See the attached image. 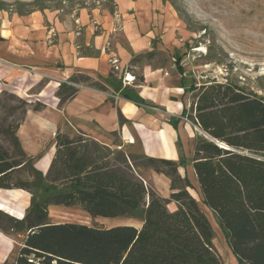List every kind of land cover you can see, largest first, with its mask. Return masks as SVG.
I'll return each mask as SVG.
<instances>
[{
    "label": "trees",
    "instance_id": "obj_1",
    "mask_svg": "<svg viewBox=\"0 0 264 264\" xmlns=\"http://www.w3.org/2000/svg\"><path fill=\"white\" fill-rule=\"evenodd\" d=\"M180 58L174 64L185 82ZM77 78L71 76L59 84L54 93L59 106L76 94ZM82 80L104 89L88 76ZM182 87L190 93L188 107L184 104L180 117H171L169 123L176 129L185 116L201 132L194 141L191 165L202 202L216 214L238 261L264 264V95L227 78L207 77L200 83L193 78L190 86ZM1 95L0 107L14 119L1 120L0 188H21L31 194L23 217L0 209V231L22 235L11 264H223L213 247L211 224L188 191L187 179L178 172L184 164L180 152L177 161L141 156L143 166L169 178L168 199L143 184L133 170L139 166L136 157L93 142L96 152L106 150L115 156L111 161L104 154H93L86 141L59 133L47 174L31 167V181L14 183V173L32 160L24 159L17 129L27 109L41 110L45 104L8 91ZM123 95L130 98L126 92ZM11 100L18 105H10ZM64 179L70 180L67 189L53 187ZM168 201L176 204L175 209L167 207ZM50 204H79L91 216L134 217L142 223L140 227L52 223Z\"/></svg>",
    "mask_w": 264,
    "mask_h": 264
},
{
    "label": "rangeland",
    "instance_id": "obj_2",
    "mask_svg": "<svg viewBox=\"0 0 264 264\" xmlns=\"http://www.w3.org/2000/svg\"><path fill=\"white\" fill-rule=\"evenodd\" d=\"M127 3L135 5L133 6L134 8L129 9V6H126ZM35 11L48 14L54 13L61 20H71L79 11H86L91 16L94 14L105 15L108 20H111L110 23L112 22L111 34L107 36L104 43V48L108 52L113 51L118 44L127 46L122 29L130 26L128 24V22H132L130 14L131 12H136L139 19L138 21H133L131 27L138 32L142 39H145L143 34L148 33L147 35L151 36V49L140 52L132 58L138 59V67L133 69L136 75H141L142 66L145 64H151V67L162 66L167 70H175L174 59L180 56V62L185 71L186 86H190L193 78L198 83L206 80L207 77H215L223 81L227 78L254 90L258 94L264 95V0H0V28L3 24L9 26V21L12 17L28 15ZM143 13H147V15L141 16ZM129 19L130 21L127 22ZM95 26L97 32L100 29H104L98 24H95ZM109 63L115 76H119L120 66L118 58L110 56ZM130 65L127 66L128 69H130ZM38 76L35 73L26 72V74L22 75V84L15 77L14 79L16 80L9 81V85L1 88V99H3L2 91H8L32 103L37 101L49 103L50 97L42 98L40 101L33 95L29 96L28 94L29 92L37 93L45 86L47 77L42 76L36 81L35 77ZM77 76L78 83L89 85L88 82L82 80L85 77L84 75ZM0 79L2 80V78ZM123 79L124 77H122ZM90 81L95 82L91 79ZM78 83H74L77 88ZM26 86H30V88L27 89ZM180 93H182L181 90L179 94H173L172 98L178 100ZM189 94V92L185 91L182 94L183 106L189 102ZM9 104L18 105V102L11 100ZM18 113L17 111L16 114ZM6 116H8V119H14V116L8 115V111H4L0 107V126L4 123L1 120ZM184 119L185 121L179 127V134L182 137L179 144L180 153L184 158V164L178 166V172L182 178L187 179L189 183L187 184L188 191L196 199L200 210L211 224L213 247L223 264H245L238 261L230 250L224 230L216 214L202 202V196L191 165L194 141L201 132L187 117L184 116ZM67 125V121L63 120L60 124L61 130L59 129L61 131L60 134L66 137L70 136L67 131ZM108 136L111 137L113 142L118 141L117 135L108 134ZM1 137L0 135V139H3ZM68 139L80 141L86 139V144L93 145L91 140L78 134L72 135V138L68 137ZM9 141L6 138L7 145H10ZM79 145H84V142ZM79 147L82 149L83 146ZM55 148V140L50 146L49 144L47 145L46 150L53 153V156L51 155L52 160L56 154ZM11 150L14 154H17V150L13 146ZM96 150L92 146L91 152L93 154H104L105 159L111 161L115 157L113 154L107 153L106 150H99L98 152ZM111 150L119 149L114 148ZM121 151L125 155L128 153L136 157L135 162L139 166L133 167V170L139 177L145 179L143 184L153 189L159 196L168 199L170 191H167L169 189L167 184L165 185L166 190L163 191L165 196L161 195L162 186L166 183L164 175L156 172L152 167L143 166L141 163L142 155L137 152V148H133V151L129 149H122ZM24 154V159L32 158V160L14 173L12 176L14 183L31 181L33 179L31 167L41 172L35 164L36 157L27 156L25 152ZM69 181L65 179L55 181L52 185L57 190L62 189V187L67 189ZM45 182L48 183L47 181ZM30 196V192L25 189L0 188V209L16 217H23L29 206ZM69 207V209H64L61 213H52L49 211L48 206V215L51 216V220L55 221H85L89 224L100 226L122 224L118 222L125 219V217L91 216L89 213L85 215L87 213L86 210L79 204ZM167 207L173 210L175 209V203L168 201ZM92 217H97V220ZM108 218L112 219L114 223L103 220ZM129 219L135 226H141V218L129 217ZM21 242L22 235H6L0 231V264L12 263Z\"/></svg>",
    "mask_w": 264,
    "mask_h": 264
},
{
    "label": "crops",
    "instance_id": "obj_3",
    "mask_svg": "<svg viewBox=\"0 0 264 264\" xmlns=\"http://www.w3.org/2000/svg\"><path fill=\"white\" fill-rule=\"evenodd\" d=\"M126 6L132 9L135 5L127 3ZM146 15L143 13L141 16ZM130 16L132 22L127 20L130 26L122 29L127 46L118 44L111 52L104 48L112 26L111 20L105 15L91 16L86 11H79L71 20H61L54 13L35 11L12 17L9 26H1L0 90L9 85V81L16 80L15 77L22 84V75L26 72L39 75L35 77L36 81L42 76L47 77L45 86L37 93L28 94L40 101L50 97V102L44 103L45 107L41 110L28 109L16 132L23 152L27 156L36 157L35 164L43 175L47 173L53 154L46 150L47 145L50 146L56 134H60L63 120L68 123L69 138L78 134L110 149L133 151V148H137L141 155L174 161L179 159L180 146L177 141L181 143L182 140L179 127L185 119L181 117L176 129L169 123V119L181 115L182 86L185 82L181 80L182 76L177 69L151 67V64L142 66L138 78L133 70L138 67L137 62L131 64V60L140 52L151 49V36L146 33L143 34L145 39H142L131 27L133 21H138V13L131 12ZM95 24L104 29L97 32ZM110 56H116L119 60V76H115L111 69ZM129 64L130 69L127 68ZM125 74L132 76L133 80H122ZM75 75L88 76L104 89L80 82L76 94L59 106L55 91L60 82ZM180 90L182 93L179 99L172 98ZM125 92L130 98L123 95ZM108 134L117 135L118 141L113 142ZM140 178L145 182L144 178ZM164 178L166 183L162 186V196H165L163 191L166 190V184L170 189L169 178L165 175ZM169 189L167 191L171 193ZM69 208L49 205L52 213H61ZM48 217L52 223L72 222L55 221L51 220L50 215ZM92 218L97 220V217ZM103 220L114 223L110 218ZM80 223L89 224L85 221ZM118 223L135 226L129 217Z\"/></svg>",
    "mask_w": 264,
    "mask_h": 264
},
{
    "label": "built area",
    "instance_id": "obj_4",
    "mask_svg": "<svg viewBox=\"0 0 264 264\" xmlns=\"http://www.w3.org/2000/svg\"><path fill=\"white\" fill-rule=\"evenodd\" d=\"M115 67H117V66H115ZM130 78H131V79H130ZM132 78H133L132 76H128V75H125V76H124V80H126V81H128V80L131 81Z\"/></svg>",
    "mask_w": 264,
    "mask_h": 264
}]
</instances>
